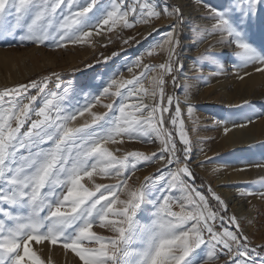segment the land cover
Wrapping results in <instances>:
<instances>
[{
	"label": "snow or ice",
	"instance_id": "snow-or-ice-1",
	"mask_svg": "<svg viewBox=\"0 0 264 264\" xmlns=\"http://www.w3.org/2000/svg\"><path fill=\"white\" fill-rule=\"evenodd\" d=\"M197 2L206 11L203 31L218 38L193 58L199 77L184 71L177 51L185 27L181 5L165 3L160 8L154 0H0V39L18 36L20 43L37 47L84 45L104 30L151 26L162 16L170 21L160 40L145 50L147 56L162 52L163 62L148 65L135 58L127 71H141L131 79L117 80L116 72L105 65L99 84L77 87L53 72L0 90V264H45L30 242L59 244L82 264H216L224 257L226 264H256L252 253L257 249L250 248L242 221L229 214L228 200L210 183H196L194 145L186 134L184 115L193 119L191 81L202 79L206 66L214 67L210 75L215 77L228 75L231 63V74L239 82L253 72L264 75V0H227L221 6ZM159 31L152 28L148 36ZM129 40L135 37L123 43ZM217 46L220 51H215ZM153 72L149 91L143 81ZM52 77L55 87L48 88ZM181 77L186 81L183 103L178 98L174 102L167 92L168 81L175 87ZM102 97H116L118 102L102 104L108 112H93ZM133 98L136 102L130 103ZM145 98L152 103H145ZM244 108L248 111L243 119L218 123L244 129L264 118V113L253 111V101L245 100L241 113ZM85 113L91 122L73 126ZM232 128L225 126V134ZM125 141L156 144L157 151L148 155L127 150ZM247 163L264 169V161ZM151 164L160 165L159 175L146 176L138 187L129 183L140 167ZM94 174L117 182L96 183ZM85 177L93 190L82 183ZM258 183L264 189V177ZM258 194L264 199V191ZM141 214L150 215V223H142ZM94 225L112 235H98Z\"/></svg>",
	"mask_w": 264,
	"mask_h": 264
},
{
	"label": "rangeland",
	"instance_id": "rangeland-1",
	"mask_svg": "<svg viewBox=\"0 0 264 264\" xmlns=\"http://www.w3.org/2000/svg\"><path fill=\"white\" fill-rule=\"evenodd\" d=\"M159 4L160 8H163L165 3L170 6L181 5L183 7L185 16V27L180 36L181 47L177 49L180 53V61L184 64V71L189 76L199 77L201 74L198 71H193V58L198 57L201 53H204L208 49L209 44L216 43L217 37L208 36L203 29L207 26L208 21L204 19L206 11L203 6L197 2V0H154ZM209 3L221 6L227 3V0H208ZM191 11V17L188 12ZM193 16V17H192ZM195 19V20H194ZM191 20V21H190ZM169 19L161 17L156 20L151 26L137 25L132 29H126L123 32L118 30L113 32H107L104 30L103 35L105 38L99 36H93L89 43L84 45H71L66 48H53L40 46L37 47L28 43H20L19 37L16 39L7 38L0 39V90L8 87H15L19 84H27L32 80H40L45 76H50L51 73H59L64 82H72L77 87L85 84H99L98 77L102 74L107 65L113 71L116 72L117 80L131 79L134 74L138 75L141 71L140 68L134 67L132 72L127 71L128 64L137 57H140L142 64H159L163 62L164 55L162 52L157 51L152 56L145 55V50L154 41L160 40L164 32L168 30L167 25ZM199 26L200 31H194ZM152 28L159 29V32H152L151 36L148 33ZM254 38L259 41L260 35L257 30H253ZM148 39L145 40L144 37ZM129 37H135V40H129L127 44L123 43L125 39ZM136 41H139L137 43ZM194 41H204L198 45L194 44ZM221 47L217 46L215 51H220ZM228 51H231L229 49ZM118 53L113 57L112 53ZM104 57H110L107 61ZM4 58V59H3ZM225 59L231 60V57L226 56ZM99 61V64L96 62ZM92 64V68H87L85 65ZM229 71L228 75L211 76L210 74L215 70L213 66H206L203 72L202 79H194L191 84L194 86L192 91L195 93L192 103L195 105L196 112L211 111L216 107L214 96L218 93L219 96H223L225 103L219 107L218 114H215V123L208 124L203 123V127L199 124L200 119L196 118L195 112L193 119H188L185 112V131L188 138L194 145L193 156V168L198 177L196 183L199 185L201 181L206 184L210 183L212 187L223 197L225 195L219 190V186L223 188H234L232 194L233 202L241 203L243 206L244 216L239 215L236 208L229 204V214H235L241 221L244 228V234L249 237L250 248L256 247L257 251L252 253V258L264 260V199L259 196L260 191H264L259 187L258 181L264 177V173H256L245 179H234L231 182H223L216 178V173L213 171L218 168H224L226 165L235 166L239 163L247 164L246 158L249 155H253L255 159H264V137L259 140V144L245 145V146H233L230 148H222L218 146L215 135L213 136V128L216 122L226 119L238 120L241 117V106L245 100L253 101V109L258 110L257 113H264V78L255 86V92L251 93L249 86L233 78L230 73L233 72V65L229 63L227 65ZM207 68V69H206ZM79 69V71H76ZM153 72L150 76L143 81L145 89L151 90V75H155ZM11 76V78H10ZM186 81L181 77L177 80V84L173 87L171 80L168 81L167 92L174 96L175 99H179L183 103L184 88L183 85ZM55 87V78L52 77L48 83V88ZM115 89H112L114 91ZM204 90H210L211 92H205ZM218 90V92H216ZM31 94L35 95V90H30ZM214 92V93H212ZM80 103H84L83 97H77ZM198 99V100H196ZM118 102V98H103L101 104H97L92 111L96 113H104L109 110L104 108L102 104ZM27 102V101H25ZM136 101L130 102L135 103ZM40 98L36 102V107L40 106ZM152 103V102H151ZM150 103V104H151ZM248 111L244 108V112ZM87 114V115H86ZM36 117L33 116V119ZM218 120V121H217ZM264 122V118H261ZM86 122H91V116L85 113L84 116H78L77 120L73 122V126H80ZM211 127V128H210ZM27 129V124L23 130ZM22 130V131H23ZM178 139V136H177ZM110 149L115 148L114 145H108ZM125 147L127 150H139L145 154L151 155L157 151L156 144H141L137 142L125 141ZM202 150V151H201ZM117 155H122L121 152H117ZM201 165V166H197ZM249 166V165H248ZM159 164H151L148 166L140 167L133 175L130 184L135 182L134 186L138 187L144 183L146 176L153 174L159 175L157 169ZM96 183L112 184L117 181L115 178H104L95 176ZM86 187L90 190L94 189V185L88 181V178L82 181ZM252 190L256 194L248 195L247 193ZM245 193L241 195V193ZM179 195V193H173ZM123 198V197H122ZM226 198V197H225ZM151 210V209H150ZM173 210L179 211L178 206H173ZM139 219L142 223H150L152 217L148 214H141ZM93 231L98 235L108 237L112 235L104 228H100L98 225H94ZM35 244V242H33ZM32 243H30L31 245ZM35 246V248H34ZM37 254L45 261V264H82L79 262V258L75 257L74 253L70 251L66 252L61 245H51L45 242L44 244L30 246ZM52 250L53 254L50 256L48 250ZM227 257L219 259L216 264H226Z\"/></svg>",
	"mask_w": 264,
	"mask_h": 264
},
{
	"label": "bare ground",
	"instance_id": "bare-ground-1",
	"mask_svg": "<svg viewBox=\"0 0 264 264\" xmlns=\"http://www.w3.org/2000/svg\"><path fill=\"white\" fill-rule=\"evenodd\" d=\"M188 15H190V17H191V11L188 12ZM99 37L105 38L104 35L99 36ZM204 71H205V69H204ZM233 71H234V69H233ZM248 71L253 72V70L251 68H249ZM231 76L234 78V75L231 74ZM10 78H11V76H10ZM263 78H264V75L253 72V74L250 78H248V79H246V81L240 82V83L241 84H243V83L247 84V86H249V89L251 90V93H253L256 91L255 86L258 85V83ZM205 92L210 93L211 91L210 90H204L202 92V94L204 95ZM216 92H218V90ZM212 93H214V92H212ZM223 98L224 97L219 96L218 93L214 96V98H213L214 102L213 103H215L216 107L212 110V112L211 111L196 112L194 109L195 116H196V118L200 119L201 122L199 124L202 127H203V125H202L203 123H208V124L215 123V121H216L215 120V114H218L219 109H220L219 106L221 104L225 103ZM196 100H198V99H196ZM133 101H136V98H133L130 102H133ZM144 102L150 104L152 101L150 99L145 98ZM253 111L257 113L258 110L256 111L253 109ZM245 113H247V111L243 112L241 117H239V119H243V114H245ZM224 121H231V120L226 119ZM225 126L232 128L231 123H228L226 125L223 122H219V123L216 122V124L213 128V132H212L213 136L215 135V137H216V141L218 143V146H220L222 148H230L233 146H245V145H249V146L250 145H256L257 146L259 144L258 143L259 140L264 137V122H262L261 118L255 119L253 124L248 125L244 129L232 128V130L230 132H228L227 134H225V132H224ZM262 143H263L262 145H264V142H262ZM249 160L264 161V159L263 160L255 159L253 157V155H249L248 158H246L247 162ZM240 169H244V170L241 171ZM213 172L216 173L215 177L218 178V180L223 181V182H231L237 178L238 179H245L248 176L250 177L251 175H253L254 172H256L258 174L264 173V169L248 166V163L247 164L239 163L238 165H235V166L226 165V167H224V168L220 167L218 169H215ZM218 188L225 195L229 204L231 206H233L234 208H236L239 215L244 216L245 214L243 213L242 204L241 203L237 204L238 202H233V200H232V194H233L234 188L231 187V188L225 189L221 186H219ZM30 243H32L31 244L32 246L35 245L33 242H30ZM37 246L38 245L36 244V247ZM34 248H35V246H34ZM48 254L51 256L53 254V251L49 249ZM253 259L255 260L256 264H264L263 259H257V258H253Z\"/></svg>",
	"mask_w": 264,
	"mask_h": 264
},
{
	"label": "trees",
	"instance_id": "trees-1",
	"mask_svg": "<svg viewBox=\"0 0 264 264\" xmlns=\"http://www.w3.org/2000/svg\"><path fill=\"white\" fill-rule=\"evenodd\" d=\"M259 246H264V244H259Z\"/></svg>",
	"mask_w": 264,
	"mask_h": 264
},
{
	"label": "crops",
	"instance_id": "crops-1",
	"mask_svg": "<svg viewBox=\"0 0 264 264\" xmlns=\"http://www.w3.org/2000/svg\"><path fill=\"white\" fill-rule=\"evenodd\" d=\"M227 260V259H226Z\"/></svg>",
	"mask_w": 264,
	"mask_h": 264
}]
</instances>
